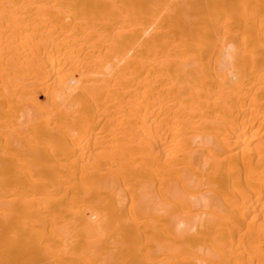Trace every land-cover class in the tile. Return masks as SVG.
<instances>
[{"label": "bare ground", "instance_id": "bare-ground-1", "mask_svg": "<svg viewBox=\"0 0 264 264\" xmlns=\"http://www.w3.org/2000/svg\"><path fill=\"white\" fill-rule=\"evenodd\" d=\"M0 264H264V0H0Z\"/></svg>", "mask_w": 264, "mask_h": 264}]
</instances>
